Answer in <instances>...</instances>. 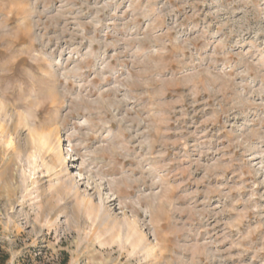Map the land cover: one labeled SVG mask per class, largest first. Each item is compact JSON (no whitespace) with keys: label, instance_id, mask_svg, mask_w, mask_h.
Masks as SVG:
<instances>
[{"label":"clouds","instance_id":"obj_1","mask_svg":"<svg viewBox=\"0 0 264 264\" xmlns=\"http://www.w3.org/2000/svg\"><path fill=\"white\" fill-rule=\"evenodd\" d=\"M0 264H264V0H0Z\"/></svg>","mask_w":264,"mask_h":264}]
</instances>
